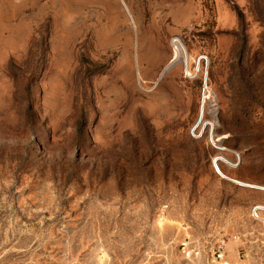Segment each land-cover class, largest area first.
<instances>
[{"label":"rangeland","instance_id":"374dc122","mask_svg":"<svg viewBox=\"0 0 264 264\" xmlns=\"http://www.w3.org/2000/svg\"><path fill=\"white\" fill-rule=\"evenodd\" d=\"M0 264H264V0H0Z\"/></svg>","mask_w":264,"mask_h":264},{"label":"built area","instance_id":"2783aa9c","mask_svg":"<svg viewBox=\"0 0 264 264\" xmlns=\"http://www.w3.org/2000/svg\"><path fill=\"white\" fill-rule=\"evenodd\" d=\"M215 257H216L217 259L221 260L222 257H223V253H221L219 250H217V253H216Z\"/></svg>","mask_w":264,"mask_h":264},{"label":"bare ground","instance_id":"6f19581e","mask_svg":"<svg viewBox=\"0 0 264 264\" xmlns=\"http://www.w3.org/2000/svg\"><path fill=\"white\" fill-rule=\"evenodd\" d=\"M125 9H126V11L128 12V9H127L126 6H125ZM129 14H130V13H129ZM174 41H176V40H174ZM172 42H173V41H172ZM174 43H175V42H174ZM176 46H177V44H176ZM177 50H178L177 47H174V51H175V54H174L175 56H174V57H176L177 54L179 53V52L177 53Z\"/></svg>","mask_w":264,"mask_h":264}]
</instances>
